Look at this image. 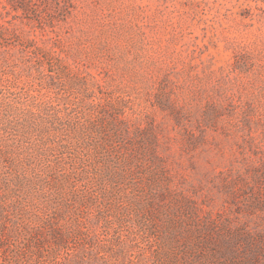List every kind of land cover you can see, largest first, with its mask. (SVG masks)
Here are the masks:
<instances>
[{"label":"rangeland","instance_id":"374dc122","mask_svg":"<svg viewBox=\"0 0 264 264\" xmlns=\"http://www.w3.org/2000/svg\"><path fill=\"white\" fill-rule=\"evenodd\" d=\"M85 129L88 154L63 157L122 176L93 184L139 236L75 198L92 233L60 261L101 243L99 264H264V0H0V264L48 254L50 195L75 176L50 161Z\"/></svg>","mask_w":264,"mask_h":264},{"label":"trees","instance_id":"16d2710c","mask_svg":"<svg viewBox=\"0 0 264 264\" xmlns=\"http://www.w3.org/2000/svg\"><path fill=\"white\" fill-rule=\"evenodd\" d=\"M77 131H79L78 128H76V132ZM89 137H91V132L88 129H85L78 133V135L75 137V142L69 140L66 141V139L63 138L59 139V142L61 143L60 147L64 150L62 149V152L59 155L54 156L55 160H51L50 163H52L54 169H57L58 173H62L61 176L64 178H68L69 176L63 174L66 173L65 171H63V167L66 164L72 166L73 171L70 173L75 174V176H73L72 178L70 184V191L73 196L70 199L64 198L62 196L63 192L61 188H58L56 191H54V193L50 195V205L52 209V214L55 218L52 217L45 220L46 229L48 231L47 240L50 244L47 250L48 254L42 257L40 256L41 253L39 251H34L30 247H24L22 249L17 250L19 254H17L18 259L16 263L44 264L46 261H48L49 264H99V260L105 259V245L101 243H97L98 249L96 247H93V250L91 251V258H88V260L82 259L78 255L80 253L73 250V252L69 251V253H67V258L62 257L64 261H60V259H58L57 257V255L62 249H69L67 248L69 244V239L72 240L76 235H86L92 233V231L90 230L91 228L87 226L90 220L85 216L84 209L78 210L80 206L76 207L74 205L75 198L80 200L82 203L89 201L92 204L103 205V210L101 209L102 214L100 216V219L104 221L103 223L105 228H108L113 231V235L115 236L114 239L120 240L123 237H130L132 235L136 237L139 236L138 229L134 225L130 224L131 217L129 215V212H127V210H125L122 206H119L121 209L117 214H110L107 206L109 203V197L104 196L102 194V190H98L93 184V175H104L103 180L105 179L106 181H109L114 185H118L122 176L116 172H111L112 170L108 167H106L104 169V172H102L100 171V168L97 165H91L89 163H86V161H91L89 158L90 155L86 156L85 160H81L78 162H76L75 159H70V161H66V158L63 157V155L65 154L64 151L66 149H71L70 152L72 153L80 152L82 154L87 155V151L89 148ZM95 149L97 150L96 153L104 154L106 151L104 146L101 144L95 145ZM27 208L28 207L25 208V212L27 211ZM72 213L77 214V217H79V222L77 226L71 227L64 231V229L58 226V220L61 216L71 215ZM248 241H250L252 244L254 242L250 238H248ZM13 242L16 243V241ZM86 242L89 244L91 243L90 239H87ZM13 246L18 245L13 244ZM126 247L127 246L123 244L118 250V253L124 254ZM252 247L253 248H250V251L251 253H253L252 260L254 262L259 259L260 255L257 254V248L255 246ZM224 255L225 254H223V256ZM117 262L118 263L113 264H128L123 258H118Z\"/></svg>","mask_w":264,"mask_h":264}]
</instances>
